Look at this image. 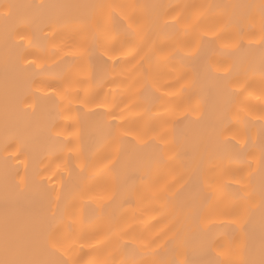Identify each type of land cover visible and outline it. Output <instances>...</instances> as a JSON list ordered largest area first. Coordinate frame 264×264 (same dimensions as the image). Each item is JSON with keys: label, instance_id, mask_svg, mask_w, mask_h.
<instances>
[{"label": "snow or ice", "instance_id": "snow-or-ice-1", "mask_svg": "<svg viewBox=\"0 0 264 264\" xmlns=\"http://www.w3.org/2000/svg\"><path fill=\"white\" fill-rule=\"evenodd\" d=\"M0 21V264H264V0H31Z\"/></svg>", "mask_w": 264, "mask_h": 264}, {"label": "bare ground", "instance_id": "bare-ground-1", "mask_svg": "<svg viewBox=\"0 0 264 264\" xmlns=\"http://www.w3.org/2000/svg\"><path fill=\"white\" fill-rule=\"evenodd\" d=\"M31 0H0V6H3L5 4H23V3H29ZM61 2H78V0H61ZM113 3H124L128 2V0H111ZM140 3H171V4H194V3H205V2H214V3H227L230 2V0H138ZM0 25H2V21H0ZM19 39V37H17ZM195 46V39L193 40V47ZM242 55V54H241ZM31 58V57H30ZM233 60V57L230 56H222L214 51H208L204 54L202 60L198 62V66L208 65L211 64L213 66H216L218 64H222L225 62H231ZM49 63H53V60H49ZM173 63H177V61H173ZM167 71V70H165ZM8 82H9V88L10 89H16L18 93L24 92L27 90V85H17L15 73L12 70V64H11V54H10V62L8 66ZM5 77H6V71H5V50L2 44V41H0V211H2V191H3V166H4V132H3V121H4V86H5ZM39 78V77H38ZM107 90V89H105ZM55 89H47L44 88L42 92L38 93L40 96H52L53 100L56 99L54 92ZM190 99H193L194 104L198 108H203L205 113L207 115H210L214 109V106L216 104V96L212 90H205L201 92L198 96L190 97ZM52 104V101H40L37 104V119L40 118L42 110L45 107H48ZM76 107H79V104L75 105ZM88 108L100 112L103 111V109L95 108L94 105H88ZM28 112L31 113V109H28ZM194 118V116L192 117ZM94 119V118H93ZM59 123L60 127L57 129V131H63L64 127V120L57 121ZM36 132L39 136L42 137L43 135V126L40 125L37 127ZM92 134L91 124L89 123L84 128V135L85 137H88ZM15 149L13 148V151ZM50 158V157H49ZM45 159V164L48 163V159ZM15 165V162H11ZM29 166H32V161H29ZM55 165H53L54 167ZM15 167L18 168V170L23 173L24 172V162L21 160V162L18 165H15ZM66 175V174H65ZM31 197L24 198L25 200L30 199ZM148 219V218H146Z\"/></svg>", "mask_w": 264, "mask_h": 264}]
</instances>
